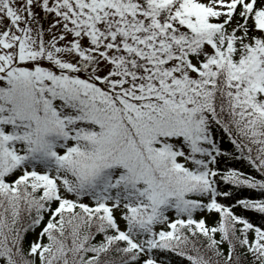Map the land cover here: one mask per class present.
<instances>
[{
    "label": "snow or ice",
    "instance_id": "1",
    "mask_svg": "<svg viewBox=\"0 0 264 264\" xmlns=\"http://www.w3.org/2000/svg\"><path fill=\"white\" fill-rule=\"evenodd\" d=\"M0 264H264V0H0Z\"/></svg>",
    "mask_w": 264,
    "mask_h": 264
},
{
    "label": "trees",
    "instance_id": "2",
    "mask_svg": "<svg viewBox=\"0 0 264 264\" xmlns=\"http://www.w3.org/2000/svg\"><path fill=\"white\" fill-rule=\"evenodd\" d=\"M235 166L239 167V165H235ZM244 195H255V193L245 192Z\"/></svg>",
    "mask_w": 264,
    "mask_h": 264
}]
</instances>
